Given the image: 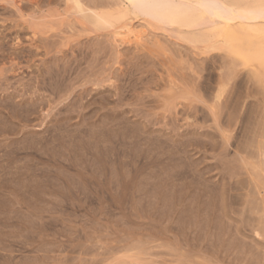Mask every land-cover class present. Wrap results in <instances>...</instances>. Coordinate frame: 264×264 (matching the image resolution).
Wrapping results in <instances>:
<instances>
[{"label":"rangeland","instance_id":"1","mask_svg":"<svg viewBox=\"0 0 264 264\" xmlns=\"http://www.w3.org/2000/svg\"><path fill=\"white\" fill-rule=\"evenodd\" d=\"M11 1L0 264H264V65L250 45L210 46L211 29L192 45L122 0H82L101 30L69 0ZM251 41L264 48V34Z\"/></svg>","mask_w":264,"mask_h":264},{"label":"bare ground","instance_id":"2","mask_svg":"<svg viewBox=\"0 0 264 264\" xmlns=\"http://www.w3.org/2000/svg\"><path fill=\"white\" fill-rule=\"evenodd\" d=\"M4 1V0H3ZM10 1V0H8ZM21 1L23 0H16L11 1L15 4H19L21 3ZM26 1V0H24ZM27 1H33V0H27ZM37 1V0H36ZM72 1L71 3L75 4L72 5L73 8L77 9L79 12L78 14L81 15V13L84 15L83 17L88 20L89 22H91L96 28L97 30H101V25L97 22V16L95 18V16L93 17V14H89L87 13L88 10L87 8H85V5L83 4L82 0H69ZM123 2L127 3L130 6L131 9V13L132 15H135L136 17H139L142 19V21H144L145 23L147 22V24L149 23V25H155L154 27H156L157 25L162 27L163 30H167V31H171L172 29H178L180 31H178L179 33L177 34H181V36H183V34H186L187 37L184 38V40L186 39L187 42L190 41V43H198L201 42L199 44H203L206 46H215L216 44H220V45H224V47H227V51L229 52H233L231 54H236L239 56H242L241 52H242V45L243 43H246L247 45H250V49H252L253 53L251 55V60L253 59L254 61H256L258 63L259 66H263L264 65V48L261 47V45L257 46L256 44H253L251 39L256 36L257 34H264V0H122ZM10 2V3H11ZM90 2V1H88ZM96 2V1H95ZM9 3V4H10ZM31 3V2H30ZM14 4V5H15ZM90 4V3H89ZM94 4V1H93ZM100 4V3H99ZM122 5V4H121ZM127 5V6H128ZM18 6V5H17ZM91 6V5H90ZM100 6H103L102 4ZM120 6V5H119ZM19 7V6H18ZM99 7V6H98ZM96 7V8H98ZM112 7V6H111ZM19 9V8H18ZM112 10L114 9L113 7L111 8ZM116 9V7H115ZM125 9V8H124ZM123 9V10H124ZM127 10V9H126ZM129 10V9H128ZM114 11V10H113ZM76 12V10H75ZM106 12V11H105ZM21 13V12H20ZM78 14H76L78 16ZM89 14V15H88ZM128 14V13H127ZM125 14V15H127ZM70 15V14H69ZM95 15V14H94ZM124 15V14H123ZM124 15V16H125ZM105 16V15H103ZM81 17V16H80ZM99 17V16H98ZM109 17V16H107ZM111 17V16H110ZM120 17L117 16L116 18ZM122 19L123 16L121 15ZM126 17V16H125ZM115 16H112L111 20H117ZM101 19V18H100ZM98 19V21L100 20ZM105 19V18H103ZM121 19V20H122ZM81 20V19H80ZM112 20V21H113ZM109 21V19H108ZM119 21V20H118ZM82 22V21H81ZM84 22V21H83ZM105 22V21H103ZM107 22V20H106ZM143 22V23H144ZM108 23V22H107ZM106 23V24H107ZM110 23V21H109ZM108 23V25H109ZM87 26V25H86ZM129 24H126L125 27H128ZM157 26V27H158ZM89 27V26H88ZM156 27V28H157ZM159 27V28H160ZM168 27H171L168 28ZM173 27V28H172ZM176 27V28H174ZM205 27L207 29H205ZM263 27V28H262ZM131 28V27H130ZM124 29V28H122ZM129 29V28H127ZM170 29V30H168ZM183 29H185L183 31ZM208 29H211V32L213 30H218L217 35H216V39H214V41L211 40V43H209L210 40H207V35H205L204 31H208ZM91 30V28H90ZM110 30H114V29H110ZM133 30V29H132ZM131 30V31H132ZM172 30L171 32L175 31ZM188 30H192L190 32H188ZM197 30V31H195ZM108 31V30H107ZM130 31V30H129ZM193 31L194 34H193ZM210 31V30H209ZM110 32V31H109ZM210 32V33H211ZM95 33V31H94ZM168 33V32H167ZM170 33V32H169ZM173 35V34H172ZM191 35L193 36L191 38ZM7 36V35H6ZM20 36V35H19ZM32 36V35H31ZM189 36V37H188ZM5 37V36H3ZM2 37V38H3ZM179 37V36H178ZM1 38V37H0ZM1 38V39H2ZM190 38V39H189ZM0 39V41H1ZM6 39V37H5ZM3 39V40H5ZM16 39L17 42L19 41V37H17ZM15 40V39H14ZM34 42V41H33ZM240 42H242L240 44ZM37 43V42H36ZM41 43V42H40ZM189 43V44H190ZM209 43V45H207ZM5 44V43H4ZM15 44H16V40H15ZM35 44V42H34ZM34 44H30V45H34ZM195 44L194 47H196L197 45ZM194 45V44H192ZM18 46V45H16ZM38 46V45H37ZM199 46V45H198ZM255 46V47H253ZM11 47V46H10ZM192 47V46H191ZM35 48V47H34ZM40 49L44 48V46L41 48V46L39 47ZM38 47L35 48V50H38V52H40ZM201 48V47H200ZM203 48V47H202ZM209 49V48H208ZM247 51V52H248ZM33 52V51H32ZM31 52V53H32ZM51 52V51H50ZM250 52V51H249ZM80 53V52H78ZM17 54V53H16ZM33 55V54H32ZM37 55V54H36ZM40 55V54H38ZM44 55V53H43ZM47 54L45 53V56ZM49 55V54H48ZM17 56V55H16ZM31 56V55H30ZM19 57V56H18ZM33 57H35L33 55ZM11 58V57H10ZM13 58V57H12ZM30 60V59H29ZM56 60V59H55ZM252 60V61H253ZM27 62V61H26ZM47 62V61H46ZM64 63V62H63ZM66 64V63H65ZM256 64V63H255ZM20 65V64H19ZM56 65V63H55ZM69 65V64H68ZM71 65V64H70ZM69 65V66H70ZM64 66V64H63ZM68 66V67H69ZM45 67V66H44ZM50 67V65H49ZM53 67V66H52ZM67 67V68H68ZM71 67V66H70ZM264 67V66H263ZM61 68V67H60ZM59 68V69H60ZM262 68V67H261ZM260 68V69H261ZM54 69V68H53ZM63 69V68H62ZM72 69V68H70ZM51 70V68H50ZM53 71V70H52ZM51 71V72H52ZM70 71V70H69ZM54 72V71H53ZM64 72V71H63ZM62 72V73H63ZM37 73V72H36ZM43 74V73H42ZM47 74V73H46ZM52 74V73H51ZM40 75V74H39ZM44 75V74H43ZM54 75V74H53ZM74 75V74H73ZM92 75V74H91ZM48 76V75H47ZM46 76V78H47ZM93 76V75H92ZM95 76V75H94ZM69 77V76H68ZM71 77V76H70ZM49 78H54L49 76ZM61 78V76H60ZM64 78V77H63ZM62 78V79H63ZM70 79V78H69ZM39 80V79H38ZM50 80V79H49ZM61 80V79H60ZM44 81L45 78H44ZM58 81V80H57ZM62 81V80H61ZM153 81V80H152ZM55 82V81H54ZM41 83V82H40ZM149 83V82H148ZM191 83V82H190ZM48 84V83H47ZM51 85V83H49ZM64 84V83H63ZM93 84V82H92ZM200 84V83H199ZM56 87V86H55ZM65 87V86H64ZM29 88V87H28ZM198 88V87H197ZM31 89V88H30ZM59 89V88H58ZM64 89V88H63ZM62 89V90H63ZM117 89V88H116ZM98 90V89H97ZM197 90V89H196ZM61 91V90H60ZM59 94V92H58ZM57 95V94H56ZM58 96V95H57ZM83 98V96H82ZM124 98V97H123ZM9 100V99H8ZM11 100V99H10ZM42 101V100H41ZM8 102V101H7ZM5 103V101H4ZM12 103V102H11ZM224 103V102H223ZM222 103V105H223ZM10 103H8L9 105ZM225 105V104H224ZM11 106V105H10ZM75 106V105H73ZM5 107V106H4ZM7 107V106H6ZM14 108V107H13ZM25 108V107H23ZM27 109V108H26ZM24 111V110H23ZM77 111V110H76ZM138 112H140L139 110H137ZM30 112V111H29ZM33 112V111H31ZM192 112V111H191ZM78 113V112H77ZM124 113V112H123ZM79 114V113H78ZM185 114V113H184ZM189 115V114H188ZM10 118V117H9ZM17 118V117H16ZM197 119V118H196ZM11 120V119H10ZM17 120V119H16ZM5 121V120H4ZM61 121V120H60ZM19 122V121H18ZM157 122V121H156ZM254 122V121H253ZM13 123V122H12ZM66 123V122H65ZM74 123V122H73ZM107 124V122H105ZM111 124V123H110ZM119 124L121 126H119ZM27 125V124H26ZM91 128H93L95 126H93V124ZM126 124H124L123 126L125 127ZM229 125V124H228ZM63 126V125H62ZM85 126V125H84ZM116 126V125H115ZM117 126L119 127H123L122 123H118ZM184 126V125H183ZM103 127V126H102ZM173 127V126H172ZM190 128H192L191 126H189ZM194 127V126H193ZM22 129V128H21ZM180 129V128H179ZM98 130V129H97ZM101 130V129H100ZM145 131V130H144ZM85 133V132H84ZM159 133V132H158ZM49 135V134H48ZM157 138V137H156ZM160 138V137H159ZM50 139V138H49ZM145 139V138H144ZM48 140V139H47ZM142 140V139H141ZM147 140V138H146ZM157 140V139H156ZM155 140V142H156ZM169 140V138H168ZM36 141V140H35ZM39 141V140H38ZM37 141V142H38ZM158 141V140H157ZM160 141V140H159ZM41 142V141H39ZM122 143V142H121ZM141 143V142H140ZM253 143V142H252ZM157 144V143H156ZM166 144V143H163ZM138 145V143H137ZM128 146V145H127ZM152 146V145H151ZM184 146V145H183ZM138 148V147H137ZM263 149V148H262ZM136 150V149H135ZM156 150V149H155ZM165 150V149H164ZM12 151V150H11ZM106 151V150H105ZM181 151V150H180ZM184 151V150H183ZM107 152V151H106ZM18 153V152H17ZM136 153V152H135ZM137 154V153H136ZM10 155V154H8ZM130 155V154H129ZM88 156V155H87ZM183 156V155H182ZM107 157V156H106ZM262 157V156H261ZM187 158V157H186ZM89 159V158H88ZM188 159V158H187ZM263 159V158H262ZM126 162V161H125ZM124 162V163H125ZM181 163V162H180ZM188 163V162H187ZM113 165V164H112ZM93 166V165H92ZM128 166V165H127ZM126 166V167H127ZM99 167V166H98ZM98 169V168H97ZM112 170V169H111ZM184 170V169H183ZM11 172V171H10ZM9 172V174H11ZM102 172V171H101ZM248 172V171H247ZM178 173V172H177ZM184 173V172H183ZM16 174V173H15ZM182 174V173H181ZM185 174V173H184ZM13 175V174H12ZM113 175V174H112ZM175 175V174H173ZM68 176V175H67ZM168 176V175H167ZM179 175L177 179L181 180ZM186 175H183V177ZM12 178V177H11ZM191 178V177H190ZM172 179V178H170ZM168 179V180H170ZM197 179V178H196ZM13 180V179H12ZM12 180L11 183L12 184ZM44 180V179H43ZM71 180V179H70ZM173 180V179H172ZM183 180V179H182ZM251 180V179H250ZM72 181V180H71ZM159 181V180H158ZM161 181V180H160ZM196 181V180H195ZM237 181V179H236ZM14 182V181H13ZM51 182V181H50ZM74 182V181H73ZM239 182V181H238ZM257 182V181H256ZM53 183V181H52ZM88 183V182H87ZM200 183V182H198ZM205 183V182H204ZM242 184V183H241ZM90 185V184H89ZM116 186V185H115ZM26 187V186H25ZM169 187V186H168ZM212 187V186H210ZM206 188V187H205ZM233 188V187H232ZM150 189V188H149ZM182 189V188H181ZM208 189V188H207ZM226 189V188H225ZM234 189V188H233ZM256 189V188H255ZM21 190V189H20ZM179 190V189H178ZM209 190V189H208ZM181 191V190H180ZM84 192V190H83ZM87 193V192H85ZM151 194V192H150ZM219 194V193H218ZM221 194V193H220ZM88 195V193H87ZM153 195V194H152ZM224 195V194H222ZM243 195V194H241ZM196 197V196H195ZM194 197V198H195ZM243 197V196H242ZM144 199V198H143ZM223 199V196H222ZM58 200V199H57ZM234 200V199H232ZM241 200V199H240ZM129 201V200H128ZM147 201V200H146ZM239 200H237L238 202ZM152 202V201H151ZM155 202V201H154ZM165 201H163L162 203H164ZM168 202V201H167ZM221 202V201H220ZM242 202V201H241ZM248 202V201H247ZM64 203V202H63ZM195 203V202H194ZM219 205V204H218ZM184 206V205H183ZM191 206V205H190ZM193 207V206H192ZM191 208V207H190ZM225 208V207H224ZM222 209V208H221ZM226 209V208H225ZM164 210V208H163ZM190 212V211H189ZM162 213V212H161ZM62 214V213H61ZM71 214V213H70ZM219 214V213H218ZM10 215V214H9ZM77 215V214H76ZM185 215V214H184ZM11 216V215H10ZM19 217V216H18ZM25 217V216H24ZM27 217V216H26ZM44 217V216H43ZM182 218V217H181ZM28 219V218H27ZM54 222V221H53ZM37 223V222H36ZM34 224V221H33ZM31 223V225H33ZM38 224V223H37ZM59 225V224H58ZM44 226V225H43ZM194 226V225H193ZM33 227V226H32ZM46 228V227H45ZM140 229V228H139ZM141 230V229H140ZM204 230V229H203ZM67 232V231H66ZM199 232V231H198ZM27 233V232H26ZM147 233V232H146ZM257 234V233H256ZM190 235V234H189ZM29 236V235H28ZM38 236V235H37ZM169 238V237H168ZM204 238V237H203ZM28 239V238H27ZM81 239V238H80ZM183 239V238H182ZM86 240V239H85ZM1 242V241H0ZM200 243V242H199ZM198 243V244H199ZM192 245V244H191ZM12 246V244H11ZM92 247V246H91ZM38 248V247H37ZM80 248V247H79ZM1 249V247H0ZM4 249V248H3ZM46 249V248H45ZM61 249V248H60ZM92 249V248H91ZM37 252L40 250L36 249ZM42 250V249H41ZM52 250V249H51ZM75 250V249H74ZM11 251V249L9 250ZM14 251V250H13ZM63 251V250H62ZM94 251V250H93ZM44 252V251H43ZM43 256V255H42ZM75 256V255H74ZM11 256H8V258ZM14 259V257H11V259ZM12 259V260H13ZM23 259V258H22ZM96 259V258H95ZM9 259H7L6 257V263H11L14 264L15 262H11ZM68 260V259H67ZM88 260V259H87ZM3 261V260H2ZM8 261V262H7ZM37 261V260H36ZM42 261V260H41ZM85 261V260H84ZM96 261V260H95ZM1 262V261H0ZM57 262V261H55ZM4 263V262H3ZM8 263V264H9ZM61 262H59L60 264ZM15 264H18L17 262ZM21 264V263H19ZM62 264H67L66 261Z\"/></svg>","mask_w":264,"mask_h":264}]
</instances>
